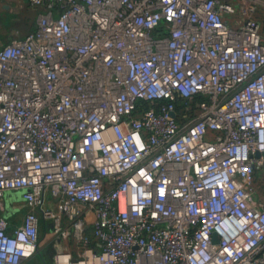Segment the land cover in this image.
<instances>
[{
	"label": "built area",
	"instance_id": "obj_1",
	"mask_svg": "<svg viewBox=\"0 0 264 264\" xmlns=\"http://www.w3.org/2000/svg\"><path fill=\"white\" fill-rule=\"evenodd\" d=\"M29 4L0 50V264L42 228L72 264H264V0Z\"/></svg>",
	"mask_w": 264,
	"mask_h": 264
},
{
	"label": "rangeland",
	"instance_id": "obj_2",
	"mask_svg": "<svg viewBox=\"0 0 264 264\" xmlns=\"http://www.w3.org/2000/svg\"><path fill=\"white\" fill-rule=\"evenodd\" d=\"M257 16V15H256ZM37 11L26 6L25 0H0V50L11 40L18 36L32 33L37 28ZM254 181V187L264 202V169L259 171ZM14 201H7L8 211ZM7 212V211H6ZM19 213L12 215L10 219L14 224L21 222ZM68 254L74 259L76 249L72 241H63L50 230L42 228L39 240V253L23 264H55L57 256Z\"/></svg>",
	"mask_w": 264,
	"mask_h": 264
},
{
	"label": "crops",
	"instance_id": "obj_3",
	"mask_svg": "<svg viewBox=\"0 0 264 264\" xmlns=\"http://www.w3.org/2000/svg\"><path fill=\"white\" fill-rule=\"evenodd\" d=\"M25 4H26V6L30 7L31 9L36 10L37 11V17H38V15L41 13L42 10L37 9V8H34V7H31L30 4H29V0H25ZM257 18L261 22V25H262V35L264 37V4L259 7L258 12H257ZM36 21H37V19H36ZM25 36L26 35H24V36L23 35L22 36H18L15 39L24 38ZM9 198H10V201L11 200L14 201L13 203H16L17 205L20 204V208H19V212L18 213H19V215H23L24 216L25 211H24V209H21V198H20V195H16V194L9 193L7 195V201H8ZM23 216L21 217V221L23 220Z\"/></svg>",
	"mask_w": 264,
	"mask_h": 264
},
{
	"label": "bare ground",
	"instance_id": "obj_4",
	"mask_svg": "<svg viewBox=\"0 0 264 264\" xmlns=\"http://www.w3.org/2000/svg\"><path fill=\"white\" fill-rule=\"evenodd\" d=\"M58 264H72L70 261V255L64 254L58 257Z\"/></svg>",
	"mask_w": 264,
	"mask_h": 264
},
{
	"label": "water",
	"instance_id": "obj_5",
	"mask_svg": "<svg viewBox=\"0 0 264 264\" xmlns=\"http://www.w3.org/2000/svg\"><path fill=\"white\" fill-rule=\"evenodd\" d=\"M259 156V155H258ZM213 238H214V243H217L218 241H217V236L214 234V236H213Z\"/></svg>",
	"mask_w": 264,
	"mask_h": 264
}]
</instances>
